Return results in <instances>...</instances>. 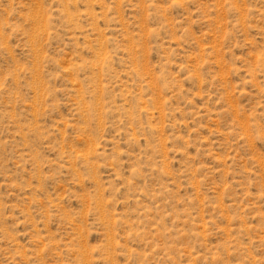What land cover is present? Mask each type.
<instances>
[{"label": "rangeland", "instance_id": "1", "mask_svg": "<svg viewBox=\"0 0 264 264\" xmlns=\"http://www.w3.org/2000/svg\"><path fill=\"white\" fill-rule=\"evenodd\" d=\"M0 264H264V0H0Z\"/></svg>", "mask_w": 264, "mask_h": 264}]
</instances>
